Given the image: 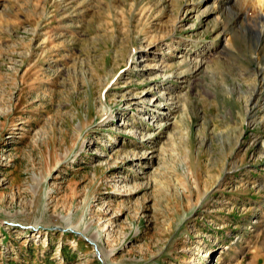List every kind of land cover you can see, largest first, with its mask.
I'll return each mask as SVG.
<instances>
[{
  "label": "rangeland",
  "instance_id": "374dc122",
  "mask_svg": "<svg viewBox=\"0 0 264 264\" xmlns=\"http://www.w3.org/2000/svg\"><path fill=\"white\" fill-rule=\"evenodd\" d=\"M209 3L0 0V264H264V58Z\"/></svg>",
  "mask_w": 264,
  "mask_h": 264
},
{
  "label": "bare ground",
  "instance_id": "6f19581e",
  "mask_svg": "<svg viewBox=\"0 0 264 264\" xmlns=\"http://www.w3.org/2000/svg\"><path fill=\"white\" fill-rule=\"evenodd\" d=\"M227 5L231 12L230 15H234L236 19V24L244 29V31L237 32V34H251L255 40L256 47L259 50L257 58L259 60L263 59L264 0H210L207 10L213 14L212 16H215V19L218 22L228 16V10H226ZM222 32H224L225 35L227 34V40H229V33H231L230 28L224 27ZM94 242L97 244V239H94Z\"/></svg>",
  "mask_w": 264,
  "mask_h": 264
},
{
  "label": "water",
  "instance_id": "95a60500",
  "mask_svg": "<svg viewBox=\"0 0 264 264\" xmlns=\"http://www.w3.org/2000/svg\"><path fill=\"white\" fill-rule=\"evenodd\" d=\"M96 250H97V252L99 253L97 246H96Z\"/></svg>",
  "mask_w": 264,
  "mask_h": 264
}]
</instances>
